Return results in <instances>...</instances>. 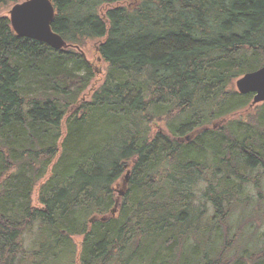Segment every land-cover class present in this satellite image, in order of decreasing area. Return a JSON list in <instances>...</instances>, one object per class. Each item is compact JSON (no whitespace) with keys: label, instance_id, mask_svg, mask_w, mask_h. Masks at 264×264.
Masks as SVG:
<instances>
[{"label":"trees","instance_id":"trees-1","mask_svg":"<svg viewBox=\"0 0 264 264\" xmlns=\"http://www.w3.org/2000/svg\"><path fill=\"white\" fill-rule=\"evenodd\" d=\"M50 1L77 48L0 17V264H264V0Z\"/></svg>","mask_w":264,"mask_h":264},{"label":"water","instance_id":"water-1","mask_svg":"<svg viewBox=\"0 0 264 264\" xmlns=\"http://www.w3.org/2000/svg\"><path fill=\"white\" fill-rule=\"evenodd\" d=\"M54 17L55 9L50 0H25L10 9L9 25L15 35L60 51L69 46L52 30ZM235 87L240 94L252 95L250 107L264 103V65L239 77L235 81ZM128 177L129 172H126L124 183L128 182ZM123 194V190H120L119 195Z\"/></svg>","mask_w":264,"mask_h":264},{"label":"rangeland","instance_id":"rangeland-1","mask_svg":"<svg viewBox=\"0 0 264 264\" xmlns=\"http://www.w3.org/2000/svg\"><path fill=\"white\" fill-rule=\"evenodd\" d=\"M24 1L25 0H17L16 3H11V4L0 6V17H7L8 18L9 17V11H10L11 7L13 5H15V4H20V3L24 2ZM96 44H97V42L95 40L94 41H87L82 47V51H83L82 53H84V56H85L86 60L91 64V66H92V68L94 69V72H95V78L93 80L94 84L96 82H101L102 81L103 76L105 74V69H106V64L100 63V60L97 58V53H96V49H95ZM233 86H234V89L236 90L235 82H234ZM241 115H242V113L238 112V114L236 116H233V117L235 119H237V117H240ZM153 125L155 127L164 128V121L155 120ZM120 190H122V189L120 188V185H118L115 188V194L118 197H120V195H119V191ZM254 207L258 208L256 205ZM262 209H264V206L262 207ZM263 222H264V220H263ZM255 226H257V223H254V227ZM74 240H75V242H78L80 240V238H74Z\"/></svg>","mask_w":264,"mask_h":264},{"label":"bare ground","instance_id":"bare-ground-1","mask_svg":"<svg viewBox=\"0 0 264 264\" xmlns=\"http://www.w3.org/2000/svg\"><path fill=\"white\" fill-rule=\"evenodd\" d=\"M51 2V1H50ZM52 3V2H51ZM14 6V5H13ZM12 6V7H13ZM11 7V8H12ZM54 7V6H53ZM15 35V34H14ZM16 37H18V38H22V37H19V36H17V35H15ZM24 39V38H23ZM67 43V42H66ZM68 44V43H67ZM68 48H77V47H75L74 45H72V44H68ZM67 49V48H66ZM66 49H64V50H66ZM237 92V91H236ZM238 93V92H237ZM239 95H242V96H245V95H243V94H240V93H238ZM154 126V125H153ZM157 128H159L160 130H161V127H157ZM211 128H212V130H215V129H217V126H214V125H212L211 126ZM187 139V138H186Z\"/></svg>","mask_w":264,"mask_h":264}]
</instances>
